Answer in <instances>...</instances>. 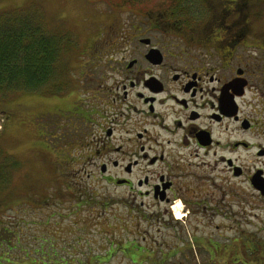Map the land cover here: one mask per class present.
<instances>
[{
	"label": "flooded vegetation",
	"instance_id": "af4514ba",
	"mask_svg": "<svg viewBox=\"0 0 264 264\" xmlns=\"http://www.w3.org/2000/svg\"><path fill=\"white\" fill-rule=\"evenodd\" d=\"M120 1L131 29L121 40H138L137 56L111 61L102 84L82 75L49 89L44 101L60 106L47 112L46 146L99 163L127 215L152 210L145 222L233 219L243 194L264 209V0Z\"/></svg>",
	"mask_w": 264,
	"mask_h": 264
},
{
	"label": "rangeland",
	"instance_id": "374dc122",
	"mask_svg": "<svg viewBox=\"0 0 264 264\" xmlns=\"http://www.w3.org/2000/svg\"><path fill=\"white\" fill-rule=\"evenodd\" d=\"M120 3L0 0V12L32 8L40 11L50 32L67 35L71 45L58 83L66 92L82 75L90 77L85 84L90 79L104 83L100 76L108 75L111 61L137 56L133 46H139L138 40H121L131 29ZM45 95L18 92L0 102V147L18 162L0 189V264H241L238 252L243 261L255 241L264 242V209L249 194H243L233 219L206 213L180 222H155V217L145 222L150 209L127 215L125 193L101 176L99 163L61 161L57 149L46 146L47 112H57L60 105L46 104ZM48 132L60 133L52 127ZM83 169L91 176L74 177Z\"/></svg>",
	"mask_w": 264,
	"mask_h": 264
},
{
	"label": "trees",
	"instance_id": "16d2710c",
	"mask_svg": "<svg viewBox=\"0 0 264 264\" xmlns=\"http://www.w3.org/2000/svg\"><path fill=\"white\" fill-rule=\"evenodd\" d=\"M68 41L67 35L50 32L40 11L0 12V102L18 92L47 94L59 83ZM17 168L16 159L0 147V189L9 181L6 172ZM243 258V264H264V242L255 241Z\"/></svg>",
	"mask_w": 264,
	"mask_h": 264
},
{
	"label": "bare ground",
	"instance_id": "6f19581e",
	"mask_svg": "<svg viewBox=\"0 0 264 264\" xmlns=\"http://www.w3.org/2000/svg\"><path fill=\"white\" fill-rule=\"evenodd\" d=\"M174 213H176V218H182V216H181V213H180V210H178V208L177 209H175V212Z\"/></svg>",
	"mask_w": 264,
	"mask_h": 264
},
{
	"label": "water",
	"instance_id": "95a60500",
	"mask_svg": "<svg viewBox=\"0 0 264 264\" xmlns=\"http://www.w3.org/2000/svg\"><path fill=\"white\" fill-rule=\"evenodd\" d=\"M156 54H157V53H156L155 51H152V52L150 53L151 56H157Z\"/></svg>",
	"mask_w": 264,
	"mask_h": 264
}]
</instances>
